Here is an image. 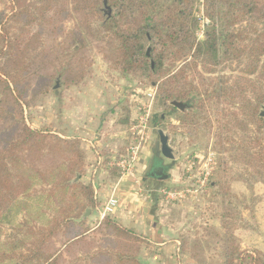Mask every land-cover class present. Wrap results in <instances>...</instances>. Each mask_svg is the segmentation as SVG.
<instances>
[{
    "label": "rangeland",
    "instance_id": "374dc122",
    "mask_svg": "<svg viewBox=\"0 0 264 264\" xmlns=\"http://www.w3.org/2000/svg\"><path fill=\"white\" fill-rule=\"evenodd\" d=\"M36 1L38 8L45 5L43 0H24L22 8H29ZM209 1L193 2L194 16L201 21L197 31L201 40L210 23L207 17ZM13 6L12 2L0 0V17L10 16ZM69 11V14L56 15L53 9L32 25H25L27 20L19 24L5 20L14 43L12 52L16 56L13 59L19 56L17 68H27L28 74L19 73L17 81H20L14 92V84L7 82V77H0V107L21 113L25 125L42 134L38 139L44 142L35 144L36 151L32 155L36 160L35 170L42 174L50 163L48 160L45 169L44 156H66L61 143L55 139L70 145L80 143L85 155L84 173L81 179L73 182L91 187L97 201L95 209L89 207L76 220L75 223L82 226H74L71 231L62 228V232L45 243L44 251L49 255L59 250L63 242L78 235L82 227L87 231V238L60 256L57 264H120L117 255L129 254L127 246L132 243L136 246L132 254L143 264H226L227 252H231V260L238 264L242 252L264 255L263 180L256 176L253 167L248 168L241 160L232 159L231 153L220 151L217 145L224 140L235 142L234 154L238 157L239 142L245 135L255 137L257 128L254 125L242 127L241 117L236 119L232 115L236 108L230 109L219 101L208 112L210 123L202 121L200 131L194 134L196 130L194 132L185 122L184 111L172 104L163 105L159 96L160 83L170 73L151 77L140 70L124 74L121 67H115L113 62L117 61L119 41L112 32L99 27L107 21L109 11L105 7H100L97 13L84 4H70ZM145 46L147 52L151 46ZM13 59L9 61L8 56L0 55L1 74L13 70ZM180 64L177 62L176 66ZM243 64L242 60L223 61L207 67L209 72L200 64L196 71L207 81L229 78L230 85L237 91L238 101L246 94L238 84ZM193 67L186 71V76L190 81L196 76V85L203 89ZM247 95L252 96L248 92ZM13 99L21 102L22 111L14 105ZM11 126V121H0V149L17 132L10 129ZM158 130L169 137L174 160L162 156ZM135 148L138 150L133 175L123 174V168L117 164L125 162L127 166ZM155 157L161 165L156 163L151 173ZM5 167L13 166L0 164V169ZM100 167L110 177L108 180L103 177L101 181L128 182L136 177L139 195L152 193L147 213L167 232L165 241L169 249L125 226L115 213L106 217L115 230L103 227L104 219L98 210L105 203L100 197L102 182L98 177L94 179L92 173ZM17 179L23 178L17 176ZM12 190L5 184L0 191L1 199L7 198ZM70 202L76 206V201L71 199ZM46 214L49 223L40 222L47 225L37 223L34 218L31 226H2L1 241L13 242L18 247L14 255L16 262L25 264L23 257L32 258L34 246L39 247L44 239L40 233L42 226H57V223L61 226L59 215L50 211ZM28 231L33 235L23 236ZM123 231L132 232L135 239L132 236L129 239ZM71 232L74 233L70 235ZM3 256L12 258L9 248Z\"/></svg>",
    "mask_w": 264,
    "mask_h": 264
},
{
    "label": "trees",
    "instance_id": "16d2710c",
    "mask_svg": "<svg viewBox=\"0 0 264 264\" xmlns=\"http://www.w3.org/2000/svg\"><path fill=\"white\" fill-rule=\"evenodd\" d=\"M22 1L24 0H7L14 5L11 8L12 14L7 18L6 15L0 17V55L8 56L9 61L16 56L12 52L14 43L5 20L7 23L13 21L16 24L27 20L25 25H32L43 20L53 9L54 14L65 15L70 13V4H84L99 13V8L105 7L106 2L109 14L105 24L99 27L108 33L112 32L119 41V54L117 61L113 62L115 67H121L124 74H134L140 70L151 77L170 73L163 83H160L159 96L165 106L173 102H181L187 106L183 112L185 122L194 132L196 130L194 134L200 131L202 121L210 123L208 112H211L219 101L226 103L230 109L236 108L232 115L236 119L241 117L242 127L254 125L257 128L255 137L244 136L237 148L238 157L234 154L235 142L224 140L217 145L220 151L223 149L231 153L232 159L234 157V160H241L248 168L253 167L256 176L264 183V117L261 116V110L264 109V0H210L207 13L210 23L206 26L203 40L197 35L201 21L194 16V0H43L45 5L42 8H38V1L29 5V8H22ZM145 44L151 46L149 53L148 50L145 52ZM18 58L19 56L17 60L13 59V70L0 73V77H7V82L14 84L13 92L17 91L20 81H17V78L21 76L19 73L24 76L25 73L28 74L27 68H17ZM241 60L244 69L238 84L246 94L238 101L237 91L230 85L229 78L207 81L196 71L200 64L209 72V66L220 65L223 61ZM177 62L181 64L176 66ZM191 66H194L193 72H196L198 79L202 81L203 89L196 85V76H193L191 81L186 76V71ZM12 71H15L14 74ZM253 76L254 79L251 78ZM247 92L252 96H248ZM12 102L21 109L20 101L13 99ZM0 121H11L10 129L17 131L0 149V164L13 166L0 169V191L5 184L13 189L5 199H1L0 195V203L3 204L0 205V264H21L14 260L18 251L16 244H5L1 241L2 226H31L34 218L37 223L47 225L40 222L49 223L47 211L59 215L62 224L58 226L54 220L57 226H42L39 230L44 239L39 243V247L34 246L35 249L30 255L32 258L23 257V262L57 264L60 256L79 244L80 240L87 238V231L81 227L77 231L78 235L66 239L59 250L49 255L44 251L45 243L62 232V228L71 231L74 226H82L81 223H75L76 220L86 209H95L97 206L91 187L73 182L83 176L85 155L80 143L70 145L61 139H55L61 143V149L65 151L66 156H44L45 169L48 160L50 163L47 171L44 170L42 174L35 170L36 160L32 159L36 151L35 144L44 142L38 139L42 134L29 129L21 113L7 111L3 106L0 107ZM22 140L23 143H20ZM226 145L230 146L227 148ZM245 172L249 173L248 170ZM17 176L23 179H17ZM250 177L252 178V175ZM45 186L48 190H44ZM71 199L74 203L76 201V206L71 204ZM103 222V227L115 230L109 218H105ZM123 232L129 239L131 236L132 239L136 237L130 231ZM72 233L74 232L70 235ZM31 235L33 234L30 231L23 233L25 237ZM133 245L134 243L127 246L129 254L117 255L118 263L143 264L132 254L136 252V246ZM7 248L12 258L3 256ZM239 256L238 264H264V255L260 253L245 251ZM226 257V264H235L231 260V252H227Z\"/></svg>",
    "mask_w": 264,
    "mask_h": 264
},
{
    "label": "crops",
    "instance_id": "0c3cea01",
    "mask_svg": "<svg viewBox=\"0 0 264 264\" xmlns=\"http://www.w3.org/2000/svg\"><path fill=\"white\" fill-rule=\"evenodd\" d=\"M92 173L94 179L98 177L100 182H102L100 184V197L105 201L103 205L113 195L119 200V207L115 212V216L118 217L121 223L128 226L131 230L146 234L155 242L159 241V246L164 245L166 249H169L170 245L168 244L169 246H167V242L165 241L167 232L165 229L158 227L162 225H158L154 218H151L147 213L149 203L152 201V193L145 192L139 195L136 189H139L140 185L139 181L135 180L136 177L131 178L128 182L127 180L112 182L106 181V179L101 181L103 177L107 178V180L110 178L107 173L103 172L101 167L100 169L93 170ZM140 201L141 203L139 204Z\"/></svg>",
    "mask_w": 264,
    "mask_h": 264
},
{
    "label": "built area",
    "instance_id": "2783aa9c",
    "mask_svg": "<svg viewBox=\"0 0 264 264\" xmlns=\"http://www.w3.org/2000/svg\"><path fill=\"white\" fill-rule=\"evenodd\" d=\"M137 150L138 148L133 149L131 161L128 162L127 166H125V162L117 164L118 166H121L123 168V171H124L123 174H125L126 172L127 174L133 175L132 170H133V167L137 159ZM97 193L98 191L96 190L95 194ZM118 207H119V200L115 197V195H113L112 197L108 199L107 203L103 205L101 210L98 209L101 215V219H105L106 217L113 215L116 212Z\"/></svg>",
    "mask_w": 264,
    "mask_h": 264
},
{
    "label": "water",
    "instance_id": "95a60500",
    "mask_svg": "<svg viewBox=\"0 0 264 264\" xmlns=\"http://www.w3.org/2000/svg\"><path fill=\"white\" fill-rule=\"evenodd\" d=\"M104 6L107 10H109L106 2H104ZM148 53H149V50H148ZM172 105L181 111H184L185 108L187 107L186 105H184L181 102H173ZM261 116L264 117V112L261 113ZM158 134H159V139H160V143H161V154H162V156L166 159L174 160L175 156H174V152H173L172 148L169 145V137L162 130H158Z\"/></svg>",
    "mask_w": 264,
    "mask_h": 264
},
{
    "label": "flooded vegetation",
    "instance_id": "af4514ba",
    "mask_svg": "<svg viewBox=\"0 0 264 264\" xmlns=\"http://www.w3.org/2000/svg\"><path fill=\"white\" fill-rule=\"evenodd\" d=\"M156 158H157V157H155L156 162H155V163L153 164V166L150 168L151 171H152L151 173L154 172V169H155V166H156L155 164H156V163H158L159 165H161V164L159 163V161H158V158H157V159H156Z\"/></svg>",
    "mask_w": 264,
    "mask_h": 264
}]
</instances>
